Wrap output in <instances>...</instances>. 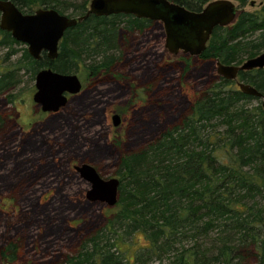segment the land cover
<instances>
[{
	"label": "trees",
	"instance_id": "16d2710c",
	"mask_svg": "<svg viewBox=\"0 0 264 264\" xmlns=\"http://www.w3.org/2000/svg\"><path fill=\"white\" fill-rule=\"evenodd\" d=\"M11 1L23 13L53 8L67 16L83 15L89 3ZM170 1L199 11L211 0ZM234 1L235 20L213 29L201 60L241 64L264 51V0L253 10L243 9L252 0ZM153 23L130 14H91L64 32L57 57L43 52L36 60L24 49L17 66L33 77L49 67L64 74L83 70L88 80H98L124 56L120 30L143 32ZM0 34V44L18 42L9 32ZM237 77L264 95V67ZM12 83L11 72L2 73L0 92ZM253 100L257 104L248 106ZM114 175L117 209L65 264H131L122 245L136 233L145 245L138 246L134 263L264 264V108L233 80L215 76L176 124L123 154ZM19 245L17 238L6 242L0 258L14 264Z\"/></svg>",
	"mask_w": 264,
	"mask_h": 264
},
{
	"label": "rangeland",
	"instance_id": "374dc122",
	"mask_svg": "<svg viewBox=\"0 0 264 264\" xmlns=\"http://www.w3.org/2000/svg\"><path fill=\"white\" fill-rule=\"evenodd\" d=\"M249 2L243 9L258 8L261 0ZM164 39L158 23L143 32L121 29L124 56L112 74L122 78L88 80L83 70L76 72L82 89L56 112H42L32 100L35 76L17 66L26 45L0 44V76H13L0 92V249L19 239L14 264H65L117 209L86 199L90 184L73 166L89 163L102 178L117 177L119 158L176 124L213 81L215 62L169 53ZM113 112L121 117L118 127L112 126ZM143 245L141 233L125 239L131 264H167L134 263ZM0 264L9 263L0 258Z\"/></svg>",
	"mask_w": 264,
	"mask_h": 264
},
{
	"label": "water",
	"instance_id": "95a60500",
	"mask_svg": "<svg viewBox=\"0 0 264 264\" xmlns=\"http://www.w3.org/2000/svg\"><path fill=\"white\" fill-rule=\"evenodd\" d=\"M254 4V0L250 2ZM239 8L234 0H211L199 11H192L170 0H90L86 12L79 16H67L53 8H37L31 13H23L11 0H0V29L26 45L27 52L34 59H40L43 52L54 59L58 54V44L64 32L89 15L108 16L112 14L133 15L158 22L163 29L164 47L169 53L182 52L198 57L203 52L208 39L217 26L231 24ZM216 76L233 80L238 89L261 100L264 95L254 86L238 80L240 71L264 67V51L244 60L241 64L215 62ZM35 92L32 100L40 105L43 112H56L65 105L67 95L78 94L81 81L75 73H59L49 67L41 68L35 74ZM114 126L119 124V115L112 116ZM80 178L90 184L86 199L116 205L119 179L102 178L89 163L73 166Z\"/></svg>",
	"mask_w": 264,
	"mask_h": 264
},
{
	"label": "flooded vegetation",
	"instance_id": "af4514ba",
	"mask_svg": "<svg viewBox=\"0 0 264 264\" xmlns=\"http://www.w3.org/2000/svg\"><path fill=\"white\" fill-rule=\"evenodd\" d=\"M108 75H110V78H119V79H121L122 77L120 76V74L119 73H111V74H108ZM78 76V75H77ZM81 89H82V84H81ZM81 91V90H80ZM75 95H77V94H75ZM140 96H141V98H143L144 96V94L142 93V90H141V92H140V94H139ZM69 96H71V95H67V98L69 97ZM134 100V99H133ZM133 100H132V102H133ZM131 106V105H130ZM41 109V108H40ZM42 111V110H41ZM43 112V111H42ZM114 114H118V113H116V112H113L112 113V115H111V121H112V116L114 115ZM119 115V114H118ZM112 123V122H111ZM121 124V117H120V115H119V124L117 125V126H114L113 125V123H112V126L113 127H118L119 125ZM98 172V171H97ZM100 175V174H99ZM101 176V175H100ZM102 177V176H101Z\"/></svg>",
	"mask_w": 264,
	"mask_h": 264
}]
</instances>
